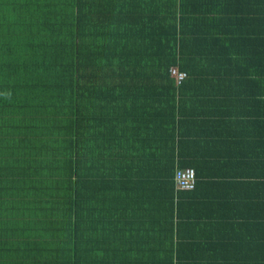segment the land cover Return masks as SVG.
<instances>
[{
	"label": "trees",
	"instance_id": "1",
	"mask_svg": "<svg viewBox=\"0 0 264 264\" xmlns=\"http://www.w3.org/2000/svg\"><path fill=\"white\" fill-rule=\"evenodd\" d=\"M0 264H264V0H0Z\"/></svg>",
	"mask_w": 264,
	"mask_h": 264
},
{
	"label": "built area",
	"instance_id": "2",
	"mask_svg": "<svg viewBox=\"0 0 264 264\" xmlns=\"http://www.w3.org/2000/svg\"><path fill=\"white\" fill-rule=\"evenodd\" d=\"M171 75L176 83H180L186 76L184 72H179L176 68L170 69ZM175 185L178 189L189 190L193 189L196 182L195 170L191 167L177 168L175 170Z\"/></svg>",
	"mask_w": 264,
	"mask_h": 264
},
{
	"label": "clouds",
	"instance_id": "3",
	"mask_svg": "<svg viewBox=\"0 0 264 264\" xmlns=\"http://www.w3.org/2000/svg\"><path fill=\"white\" fill-rule=\"evenodd\" d=\"M177 69V68H176Z\"/></svg>",
	"mask_w": 264,
	"mask_h": 264
}]
</instances>
